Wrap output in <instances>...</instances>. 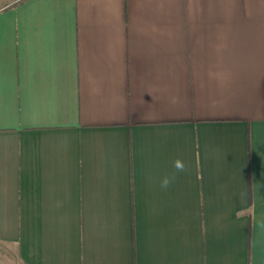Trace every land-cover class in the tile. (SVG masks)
I'll return each mask as SVG.
<instances>
[{
	"label": "crops",
	"instance_id": "0c3cea01",
	"mask_svg": "<svg viewBox=\"0 0 264 264\" xmlns=\"http://www.w3.org/2000/svg\"><path fill=\"white\" fill-rule=\"evenodd\" d=\"M0 6V243L13 264H264V0ZM179 158L186 170L167 187Z\"/></svg>",
	"mask_w": 264,
	"mask_h": 264
},
{
	"label": "rangeland",
	"instance_id": "374dc122",
	"mask_svg": "<svg viewBox=\"0 0 264 264\" xmlns=\"http://www.w3.org/2000/svg\"><path fill=\"white\" fill-rule=\"evenodd\" d=\"M21 0H0V6H7L11 3H19ZM5 246L8 249H12V245L10 243H0V264H13L15 260L12 258V256L8 255Z\"/></svg>",
	"mask_w": 264,
	"mask_h": 264
},
{
	"label": "clouds",
	"instance_id": "9594fccd",
	"mask_svg": "<svg viewBox=\"0 0 264 264\" xmlns=\"http://www.w3.org/2000/svg\"><path fill=\"white\" fill-rule=\"evenodd\" d=\"M173 167L176 171L174 173H172L171 176H165L163 178V180L161 181V187L162 188H167L176 179L177 173L183 172L186 170L185 164L179 158L174 159Z\"/></svg>",
	"mask_w": 264,
	"mask_h": 264
}]
</instances>
